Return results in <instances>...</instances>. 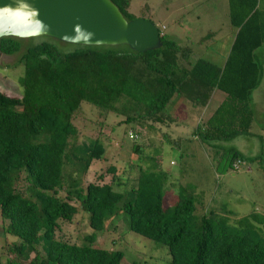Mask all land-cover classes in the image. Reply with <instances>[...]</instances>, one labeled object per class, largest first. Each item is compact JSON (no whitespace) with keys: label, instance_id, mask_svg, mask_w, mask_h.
Returning <instances> with one entry per match:
<instances>
[{"label":"trees","instance_id":"trees-1","mask_svg":"<svg viewBox=\"0 0 264 264\" xmlns=\"http://www.w3.org/2000/svg\"><path fill=\"white\" fill-rule=\"evenodd\" d=\"M110 1L126 21L136 19L130 0ZM228 18L233 41L222 66L168 40L159 28L161 48L145 53L127 46L63 53L48 41L25 49L22 94L0 91V217L3 232L16 238L2 249L14 256L11 264H122V250L92 247L120 214L129 231L168 248L169 264H264V216L251 212L231 222L208 209L198 216L188 186H180L174 206H165L167 175L155 162L152 170L138 168L124 192L81 181L105 153L101 135L80 139L74 120L82 103L97 110L93 127L101 133L109 114L126 115L122 123L130 130L150 129L143 120L163 125L175 100L200 113L217 95L218 106L194 136L208 147L251 136L252 95L264 77L257 53L264 45V12L258 0H228ZM20 40L1 39L0 54H18ZM214 149L225 172L253 163L264 169V152L245 157ZM108 172L114 175L115 168ZM80 212L88 215L91 234L80 245L58 237L61 224L73 223Z\"/></svg>","mask_w":264,"mask_h":264},{"label":"rangeland","instance_id":"rangeland-1","mask_svg":"<svg viewBox=\"0 0 264 264\" xmlns=\"http://www.w3.org/2000/svg\"><path fill=\"white\" fill-rule=\"evenodd\" d=\"M258 9L264 12V0H258ZM128 12L136 18L153 22L168 40L187 44L194 53L218 66L223 65L233 41L228 0H130ZM44 41L53 43L63 53L77 48L46 37L21 39L22 48L18 54H0V91L13 96L22 94L23 64L19 58L28 46ZM116 49L127 50L125 46ZM257 53L264 68V45ZM219 101V96L215 95L205 110L197 113L191 106L185 108L175 100L166 109L171 114V121L168 119L160 125L143 120L150 129L134 126V130H130V126L122 123L126 115L109 114L100 128L101 133L93 127L98 119L97 110L88 103H82L74 120L82 135L80 139L84 141L89 135H101L105 150L101 160L92 162L81 180L82 184H111L114 190L124 192L132 188L138 168L152 170L155 162L167 175L165 206H174L180 186H188L194 189V197L198 200V216L207 209L226 215L231 222L251 212L264 216V169L253 163L241 166L233 173L225 172L218 166L214 152V148L222 152L234 149L245 157H255L264 152V77L252 95L254 122L251 136L209 143L213 148L201 143L194 136V131L212 114ZM130 133H138V138L131 139ZM137 147H140L139 151ZM109 167L115 168L114 175L108 172ZM100 175L103 176L102 181L98 180ZM123 216L120 214V218L109 222L106 230L97 235L92 247L122 250V264H169L168 248L129 231L121 218ZM91 232L88 215L80 212L73 223L61 224L58 237L80 245ZM5 241L11 243L16 238L3 232L0 217V260L1 264H11L14 256L2 249Z\"/></svg>","mask_w":264,"mask_h":264},{"label":"water","instance_id":"water-1","mask_svg":"<svg viewBox=\"0 0 264 264\" xmlns=\"http://www.w3.org/2000/svg\"><path fill=\"white\" fill-rule=\"evenodd\" d=\"M38 16L31 20L13 14L0 16V40L46 37L82 47L127 46L137 53L160 49L161 34L151 21H126L110 0H26ZM21 10L13 0H0V10ZM42 22L36 33L35 21Z\"/></svg>","mask_w":264,"mask_h":264},{"label":"clouds","instance_id":"clouds-1","mask_svg":"<svg viewBox=\"0 0 264 264\" xmlns=\"http://www.w3.org/2000/svg\"><path fill=\"white\" fill-rule=\"evenodd\" d=\"M14 4L18 6L19 9L21 10H16V11H11L8 8L0 10V16L8 15V14H13L18 17H23L24 19L31 20L32 17L38 16V12L35 9H31L30 11H22V9H30L31 6L26 3V0H13ZM36 24V33H39L41 27H43L42 22L39 21L38 19L35 21Z\"/></svg>","mask_w":264,"mask_h":264},{"label":"built area","instance_id":"built-area-1","mask_svg":"<svg viewBox=\"0 0 264 264\" xmlns=\"http://www.w3.org/2000/svg\"><path fill=\"white\" fill-rule=\"evenodd\" d=\"M130 136L132 137L133 135L131 134Z\"/></svg>","mask_w":264,"mask_h":264},{"label":"crops","instance_id":"crops-1","mask_svg":"<svg viewBox=\"0 0 264 264\" xmlns=\"http://www.w3.org/2000/svg\"><path fill=\"white\" fill-rule=\"evenodd\" d=\"M219 98H220V96H219Z\"/></svg>","mask_w":264,"mask_h":264}]
</instances>
